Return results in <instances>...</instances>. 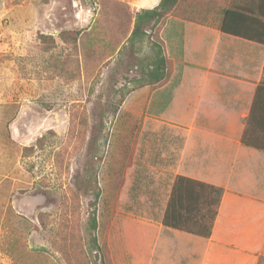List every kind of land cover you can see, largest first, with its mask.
<instances>
[{
    "label": "rangeland",
    "instance_id": "1",
    "mask_svg": "<svg viewBox=\"0 0 264 264\" xmlns=\"http://www.w3.org/2000/svg\"><path fill=\"white\" fill-rule=\"evenodd\" d=\"M149 1L0 0V264H67L61 231L78 228L86 244L92 215L99 244L132 264L115 249L118 226L157 218L165 200V180L132 155L144 118L133 116L130 95L151 51L135 52L127 40L134 10ZM63 32L79 34L76 49ZM41 35L55 47L47 50ZM28 147L36 150L25 157Z\"/></svg>",
    "mask_w": 264,
    "mask_h": 264
},
{
    "label": "crops",
    "instance_id": "2",
    "mask_svg": "<svg viewBox=\"0 0 264 264\" xmlns=\"http://www.w3.org/2000/svg\"><path fill=\"white\" fill-rule=\"evenodd\" d=\"M159 2L150 0L135 14ZM215 23L168 18L160 36L173 63L171 77L130 95L133 116L144 118V139L134 141L133 156L148 163L151 178L165 180L158 217L131 219L116 230L115 249L132 264H259L264 258V152L242 144L264 79V45L223 33ZM258 111L263 120L264 100ZM252 136L264 141L259 128ZM176 176L224 189L210 238L162 225Z\"/></svg>",
    "mask_w": 264,
    "mask_h": 264
},
{
    "label": "trees",
    "instance_id": "3",
    "mask_svg": "<svg viewBox=\"0 0 264 264\" xmlns=\"http://www.w3.org/2000/svg\"><path fill=\"white\" fill-rule=\"evenodd\" d=\"M170 17L201 25L216 22L212 25L223 33L264 45V0H160L156 7L140 9L136 12L134 27L127 40V45L135 48V52H140L145 45L151 51L142 63L146 70L140 74L137 83L139 88L149 87L151 90H155L165 85L171 77L173 63L166 57L165 45L160 36ZM78 35L75 32L71 34L63 32L60 34V39L65 44L73 45L76 49ZM40 41L48 45L47 50L56 45L53 37L41 35ZM263 100L264 79L259 84L250 116L245 120L246 129L242 138L244 146L261 152H264V141L255 139L252 136V130L259 128L264 131V119H257L258 109ZM137 139H135V144ZM43 142L42 138L38 139L35 147H43ZM35 147L24 148L22 154L29 157L36 150ZM134 150L135 148H132V155ZM92 177L89 190L98 199L101 189L97 185L95 175ZM223 195L224 189L221 187L184 176H176L162 225L166 228L208 239L211 237ZM49 218V214L42 213L39 215L42 230L48 229ZM87 224L88 242L86 244L82 243L78 228V233L75 234H69L68 230L61 231V242L58 244V249L63 254L67 264H91L88 252L94 253L96 261L99 260L100 264H114L109 246L105 243L99 244L97 239L98 224L95 215L89 218ZM65 227L68 229L67 224ZM36 228L39 229V227ZM123 235H128L130 241L131 234L123 231ZM70 236L76 237L77 240L70 239ZM263 263L264 258H261L259 264Z\"/></svg>",
    "mask_w": 264,
    "mask_h": 264
}]
</instances>
